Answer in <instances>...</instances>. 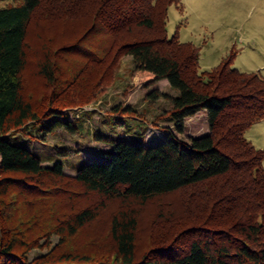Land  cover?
Here are the masks:
<instances>
[{"label":"trees","instance_id":"trees-1","mask_svg":"<svg viewBox=\"0 0 264 264\" xmlns=\"http://www.w3.org/2000/svg\"><path fill=\"white\" fill-rule=\"evenodd\" d=\"M2 1L0 264H264V150L245 135L264 119V76L231 66L233 53L200 70V48L166 29L181 0ZM81 17L80 36L56 37ZM125 55L176 93H149L167 101L149 122L114 104L98 112L124 114L110 120L122 129L93 127L82 108ZM200 112L206 131L184 135ZM61 132L79 145L29 147Z\"/></svg>","mask_w":264,"mask_h":264},{"label":"rangeland","instance_id":"rangeland-1","mask_svg":"<svg viewBox=\"0 0 264 264\" xmlns=\"http://www.w3.org/2000/svg\"><path fill=\"white\" fill-rule=\"evenodd\" d=\"M6 2H0V6L6 5ZM180 3L181 5L171 4L169 6L166 29L169 36L178 33L180 41L192 42L200 48L198 65L200 70L213 68L223 58L231 56L233 53L231 66L241 71L258 72L264 76V0H181ZM87 26L88 19L81 17L69 24L68 27L61 25L57 28L56 26V37H73L74 39L80 36ZM32 62L29 61L27 74L28 79H30V86L36 91L42 83L36 73L33 72ZM132 66L130 56L122 57L112 80L105 84L102 91L96 95V99L83 106L82 109L93 112L88 111V122L91 126L105 127L112 131L114 127L122 129L123 125H113L110 120H116L124 114L114 117L109 113H104L114 104L123 106L128 104L136 107L140 112H144L143 116L148 122L160 114L163 108L167 107V101L162 96L152 98L149 93L155 90L158 93L175 94L176 90L171 88L164 79L155 80L148 74L134 72L131 69ZM98 109L104 112H98ZM68 114L70 115V112ZM204 116V113L200 112L198 115L188 118L184 135H196L206 131L207 123ZM166 120L162 121V124L168 123ZM153 122L156 123L148 124L146 131H144L147 141L156 139L160 133L154 128V126H158V121ZM126 126L125 123L124 128ZM245 135L256 147L264 150V119L250 126ZM60 140L72 144V147L79 145L76 142L77 139L69 137L65 132L59 133L58 136H49L46 143H41L35 139L30 140L28 144L31 150L37 153L53 154L56 152L53 146L59 145ZM93 145L94 143L90 142L89 146ZM90 152L87 151L83 155L88 156ZM56 158L59 160L64 157L61 158L56 155ZM70 158L71 156H68L66 159L70 160ZM52 163L48 164L51 165ZM65 172L71 173L69 169H65ZM168 198L171 196H167L165 200ZM156 204V202H151L143 208L142 214L146 215V221L148 215L154 211L153 207ZM91 228L93 229L90 230L89 227V232L97 230L95 226Z\"/></svg>","mask_w":264,"mask_h":264}]
</instances>
